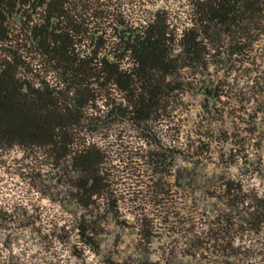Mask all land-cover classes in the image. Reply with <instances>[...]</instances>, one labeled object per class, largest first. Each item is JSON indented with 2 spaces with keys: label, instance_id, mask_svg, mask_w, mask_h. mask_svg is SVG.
<instances>
[{
  "label": "trees",
  "instance_id": "obj_1",
  "mask_svg": "<svg viewBox=\"0 0 264 264\" xmlns=\"http://www.w3.org/2000/svg\"><path fill=\"white\" fill-rule=\"evenodd\" d=\"M158 1L0 0V155L19 148L50 168L55 199L83 211L86 242L103 220L118 224L129 196L133 223L120 224L136 235V253L118 264H161L150 258L158 225L184 240L191 262L264 264V194L246 180L264 179L262 157L248 158L264 144V0L148 9ZM188 94L202 97L199 138L180 143L173 126ZM225 118L245 127L229 137L218 128ZM218 133L238 175L196 172ZM128 135L150 149L128 145ZM178 159L193 167H176ZM188 189L215 199L211 220L181 214L176 198ZM253 236L258 250L232 245Z\"/></svg>",
  "mask_w": 264,
  "mask_h": 264
},
{
  "label": "rangeland",
  "instance_id": "obj_2",
  "mask_svg": "<svg viewBox=\"0 0 264 264\" xmlns=\"http://www.w3.org/2000/svg\"><path fill=\"white\" fill-rule=\"evenodd\" d=\"M184 1L159 0L156 4L147 7L150 10L164 6L176 7ZM237 82L242 86L243 79L238 78ZM201 102L200 95L188 94L184 97L182 110L178 116L179 121L176 122V126L172 124L174 128L182 131L180 143H185L188 135L191 140L199 138L195 135V128L202 115ZM241 127L245 125L237 121L234 126L229 118L218 124V128L228 132L229 137H233L232 135ZM162 129L165 134L167 126L164 124ZM196 130L199 131V127ZM222 134L220 133V137H218L219 133L216 134V141L212 143L210 153L200 161L196 171L198 174L205 177L226 172L230 175L239 174L236 166L227 169V164L222 159L232 147L229 142H225ZM123 141L131 146L150 149L144 141L134 136L128 135ZM162 141L164 144L172 143L167 138ZM255 141L252 140V143ZM259 155L264 161L263 143L261 149L250 147L248 150L249 159L255 160ZM39 161L40 159L30 158L27 152L19 148L0 155V264H118L128 256L135 255L136 235L132 229L123 228L120 224V221L124 220L129 224L133 223L134 214H132L133 209L129 208L131 206V202L128 201L129 196H126L125 202L121 204L118 224L112 219L103 220L99 235L90 242L83 241L77 231L83 211L61 196L58 200L55 199L60 188L54 187L55 181L45 180L46 174L50 173L52 177L53 173L48 166L40 165ZM176 164V167H193L191 162L182 159H178ZM39 180H42L43 186L39 185ZM246 180L250 186L264 194V179L260 175L246 176ZM167 181L173 183L172 178ZM184 192L189 193L186 198H176V206L185 209L182 210V215L186 217L187 208H191L197 213V221L199 219L202 222L209 221L214 217L212 210L215 199L206 198L200 189H188ZM222 207L218 204L215 209ZM149 209H144L143 213H147ZM158 227L156 238L150 246L151 260L160 261L161 264H174L173 261L177 256L179 264H197V259H192L191 262V259L184 254L188 247L179 235L164 232L161 225ZM198 228L200 231L205 229L200 223ZM261 236L263 238L264 231ZM260 238L236 237L232 245L258 250L262 247ZM171 251L174 252L172 255H170ZM227 261L232 264H245L234 258ZM258 263L262 264L259 259L249 261V264Z\"/></svg>",
  "mask_w": 264,
  "mask_h": 264
}]
</instances>
